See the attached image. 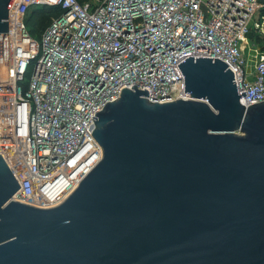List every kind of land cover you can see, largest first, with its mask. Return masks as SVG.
Listing matches in <instances>:
<instances>
[{"label":"water","instance_id":"obj_1","mask_svg":"<svg viewBox=\"0 0 264 264\" xmlns=\"http://www.w3.org/2000/svg\"><path fill=\"white\" fill-rule=\"evenodd\" d=\"M175 66L192 99L123 88L93 117L101 160L59 206L12 200L0 154V264H264V101L246 108L218 58Z\"/></svg>","mask_w":264,"mask_h":264},{"label":"built area","instance_id":"obj_2","mask_svg":"<svg viewBox=\"0 0 264 264\" xmlns=\"http://www.w3.org/2000/svg\"><path fill=\"white\" fill-rule=\"evenodd\" d=\"M44 6L62 13L38 40L27 19ZM252 32L264 38V0H15L0 59V154L21 186L12 200L47 209L72 194L102 157L95 114L123 88L192 99L175 66L184 56L225 61L246 108L264 101Z\"/></svg>","mask_w":264,"mask_h":264},{"label":"trees","instance_id":"obj_3","mask_svg":"<svg viewBox=\"0 0 264 264\" xmlns=\"http://www.w3.org/2000/svg\"><path fill=\"white\" fill-rule=\"evenodd\" d=\"M85 0H80V2H84ZM40 13H47V23L46 24H42L40 27L38 28H34L33 25H34V22L37 20L38 16L40 15ZM62 13V10L60 7H47V6H44V7H39L37 9H34L31 11V13L29 14L28 16V19H27V24L31 30V33L34 35V36H38V35H42V33L44 32V30L50 25L52 19L55 17V16H58ZM250 37L253 39L255 37H257V35L252 32L250 34ZM258 38V41H262V39L264 38H261V37H257Z\"/></svg>","mask_w":264,"mask_h":264},{"label":"rangeland","instance_id":"obj_4","mask_svg":"<svg viewBox=\"0 0 264 264\" xmlns=\"http://www.w3.org/2000/svg\"><path fill=\"white\" fill-rule=\"evenodd\" d=\"M47 13H40V15L38 16L37 20L34 22V25L33 27L34 28H38L40 27L42 24H46L47 23ZM36 38L38 40L41 39V35H38L36 36ZM255 46L252 45L249 47V49L247 50V54L248 55H252L253 54V48ZM257 47L260 49V50H263L264 51V39H262V41H258V44H257ZM32 71H33V67L31 66L28 70V74H27V80H30V76L32 74Z\"/></svg>","mask_w":264,"mask_h":264},{"label":"bare ground","instance_id":"obj_5","mask_svg":"<svg viewBox=\"0 0 264 264\" xmlns=\"http://www.w3.org/2000/svg\"><path fill=\"white\" fill-rule=\"evenodd\" d=\"M248 45V43H246ZM2 56H6V48H5V42L2 40V36L0 35V59Z\"/></svg>","mask_w":264,"mask_h":264}]
</instances>
